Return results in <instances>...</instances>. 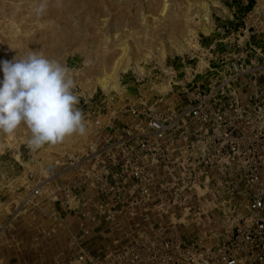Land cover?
<instances>
[{
	"label": "rangeland",
	"instance_id": "1",
	"mask_svg": "<svg viewBox=\"0 0 264 264\" xmlns=\"http://www.w3.org/2000/svg\"><path fill=\"white\" fill-rule=\"evenodd\" d=\"M109 1L123 6L118 9L120 24L99 35V27L104 25L93 22L92 11L106 0H0V60L11 61L35 51L66 65L87 100L88 111L87 135L69 136L55 146L30 149L31 133L23 124L11 135L0 133V264H53L74 248V233L83 235L82 242L89 248H100L107 261L169 231L193 236L187 240L210 246L216 236L248 216L245 192L249 185L241 180L236 165L224 169L215 161L208 170L194 160L190 170H154L159 166L156 159L146 158V182L155 186L163 180V200L153 197L111 214L108 220H92V215L105 212L97 201L93 173L107 170L122 151L130 149L131 142L136 144L144 129V116L123 112L125 105L145 104L152 112L182 108L184 94L173 85L174 72L168 67H178L182 58L204 53L201 47L215 38L213 24L239 26L253 7L264 18V0ZM41 2H46V10L38 16L36 8ZM205 7L207 21L203 19ZM263 33L252 35V42H262ZM104 53L115 57L107 59ZM174 70L189 73L185 68ZM217 72L220 69L201 72L203 90L223 79ZM99 78L109 80L107 89L98 84ZM244 82L253 90L257 78L249 76L240 83ZM114 84L116 88H112ZM225 88L228 99H246L244 103L249 104L255 97L252 91L248 97L238 93L231 83ZM99 96H106L107 102L100 111L95 107ZM255 101L259 97L251 102ZM255 116L251 117L254 129L264 123ZM94 120L100 125H93ZM200 131L206 130L200 127ZM203 137L199 156L213 145ZM128 138L131 140L125 141ZM176 161L180 160L167 162L176 168ZM69 186L72 194L65 197L63 189ZM35 188L38 194L33 193Z\"/></svg>",
	"mask_w": 264,
	"mask_h": 264
},
{
	"label": "built area",
	"instance_id": "2",
	"mask_svg": "<svg viewBox=\"0 0 264 264\" xmlns=\"http://www.w3.org/2000/svg\"><path fill=\"white\" fill-rule=\"evenodd\" d=\"M263 30L264 18L255 7L245 13L239 26L213 24L215 38L201 47L202 57L187 56L179 61L181 67H168L174 72L173 85L184 94V106L152 112L145 104L129 102L123 112L144 116L143 131L137 135L136 144L131 142L130 149L122 151L120 158L113 160L107 170L93 173L97 201L105 212H95L91 218L108 220L111 214L127 210L136 202L153 197L163 200V180L155 186L146 182V158L156 159L159 166L154 170H190L187 168L194 160L196 165L202 164L208 170L215 161L224 169L236 165L241 180L249 185L245 192L248 216L216 236L210 246L187 240L193 236L169 231L154 241L126 248L121 257L111 261L103 257L100 248H89L82 242L83 235L74 233L71 236L74 248L53 264H264V123L256 129L251 127L254 114L264 121V36L260 43L251 40L252 35ZM201 60L206 64L201 65ZM176 68L188 69L189 73L174 70ZM207 68L220 69L217 73L223 79L203 90L199 78ZM181 72V78H177ZM249 76L257 78V85H251L253 90L246 87V82L240 83ZM230 83L235 91L239 90L238 93L246 97L252 91L259 101L251 102L255 97H249L247 104L244 103L246 99L224 97V89ZM76 86L79 107L86 117L87 100ZM105 101L106 96H99L95 105L98 111L104 109ZM247 111L254 114L247 116ZM92 123L100 125L99 120ZM199 126L206 131L201 133ZM203 136L213 145L210 151L199 156ZM172 159L180 160L176 161V168L168 165L167 161ZM33 193L38 194L39 190L35 188ZM63 194L71 196V186L65 187Z\"/></svg>",
	"mask_w": 264,
	"mask_h": 264
},
{
	"label": "clouds",
	"instance_id": "3",
	"mask_svg": "<svg viewBox=\"0 0 264 264\" xmlns=\"http://www.w3.org/2000/svg\"><path fill=\"white\" fill-rule=\"evenodd\" d=\"M46 2L36 8L42 15ZM0 133L11 135L21 125L30 130L33 151L55 146L72 135H87L70 69L35 51L0 60Z\"/></svg>",
	"mask_w": 264,
	"mask_h": 264
},
{
	"label": "bare ground",
	"instance_id": "4",
	"mask_svg": "<svg viewBox=\"0 0 264 264\" xmlns=\"http://www.w3.org/2000/svg\"><path fill=\"white\" fill-rule=\"evenodd\" d=\"M55 1H57V0H55ZM130 3V2H129ZM124 5V4H123ZM125 5H128V4H125ZM18 7V6H17ZM123 7V6H122ZM121 6H118V5H114L112 2H110L109 0H106V4L104 5V6H100V5H96L95 6V8L93 9V18H94V23L96 24V25H98V26H101V25H104V27L103 26H101V27H99V31H98V34H99V32H105L107 29H109L110 30V28L109 27H112L113 26V24H115L116 26H118L119 24H120V22H119V20H118V18H120V14L118 15V13H119V8H122ZM164 7H166V5L164 4ZM163 7V8H164ZM93 8V7H92ZM162 8V11L164 10ZM22 9V8H21ZM119 9V10H118ZM205 13L203 14V19L205 20V21H207V18H208V9H207V7H205ZM17 11H19V10H17ZM122 11V10H121ZM13 12V11H12ZM20 12V11H19ZM91 12V13H92ZM16 13V12H15ZM117 15H118V18H117ZM108 16H110V19H109V21H107V18H108ZM129 17V16H128ZM12 18V17H11ZM13 20H14V18H13ZM91 21V20H90ZM105 22L107 23V24H105ZM112 22V23H111ZM111 23V24H110ZM126 23V22H125ZM92 23L90 22V25H91ZM106 25V26H105ZM94 25H92V27H93ZM91 27V28H92ZM107 28V29H106ZM115 28V27H114ZM113 28V29H114ZM95 30V29H94ZM203 30H204V32H206L207 31V29H206V27H204L203 28ZM97 33V32H96ZM96 35V37H97V34H95ZM99 35H101V34H99ZM98 35V36H99ZM102 35H104V34H102ZM190 35L192 36V38H195L194 37V33H190ZM106 38H108V37H106ZM1 40V39H0ZM105 41V40H104ZM122 43H123V47H122V50L123 51H126V49H127V46L125 45V41H122ZM90 55V54H89ZM104 55H105V57L107 58V59H112L113 57H115L114 56V54H110V53H107V54H105L104 53ZM109 75V74H108ZM110 76V75H109ZM109 81V80H108ZM105 78H99L98 79V84L103 88V89H107L108 88V86H109V82H108ZM112 88H116V86H115V84L114 85H112Z\"/></svg>",
	"mask_w": 264,
	"mask_h": 264
}]
</instances>
